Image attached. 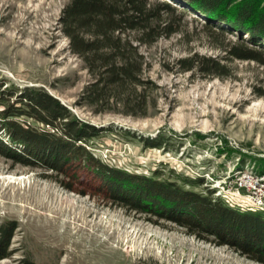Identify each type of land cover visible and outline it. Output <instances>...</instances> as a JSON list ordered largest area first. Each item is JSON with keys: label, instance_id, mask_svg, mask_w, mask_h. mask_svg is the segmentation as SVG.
<instances>
[{"label": "rangeland", "instance_id": "rangeland-1", "mask_svg": "<svg viewBox=\"0 0 264 264\" xmlns=\"http://www.w3.org/2000/svg\"><path fill=\"white\" fill-rule=\"evenodd\" d=\"M69 1L0 0V81L16 90L42 86L80 119L104 127L92 150L111 165L178 183L201 178L189 187L212 188L235 208L264 210L235 183L249 171L263 178L264 191V38L254 44L248 31L187 0H165L171 6L163 10V0H147L160 9L145 36L154 40L140 44L144 74L157 85L148 112H94L79 103L91 78L59 22ZM233 48L252 49L261 60L237 58ZM194 53L219 59L228 73L177 63ZM157 137L164 142L151 146ZM44 175L0 153V219L18 221L0 264H262L111 201L89 172L76 180Z\"/></svg>", "mask_w": 264, "mask_h": 264}, {"label": "trees", "instance_id": "trees-1", "mask_svg": "<svg viewBox=\"0 0 264 264\" xmlns=\"http://www.w3.org/2000/svg\"><path fill=\"white\" fill-rule=\"evenodd\" d=\"M206 15L248 31L251 41L264 38V6L260 0H187ZM171 5L163 0L160 9ZM174 8V7H171ZM160 9L147 0H70L63 8L60 26L69 48L83 61L90 75L79 103L94 112L115 111L145 116L156 83L144 74L140 44L154 40L151 23ZM139 30L138 37L130 31ZM171 32V31H169ZM241 59L261 60L249 48L229 49ZM177 63L186 70L227 74L225 65L211 56L194 53ZM104 127L80 119L42 86L16 90L0 81V153L24 166L40 168L45 177L59 175L76 180L79 172L91 173L92 182L119 205L147 213L182 227L187 233L215 244H225L264 264V210L240 209L206 191L189 187L201 178L183 183L128 171L103 161L92 150L93 139ZM157 137L151 146L160 147ZM70 188L69 182L60 181ZM18 221L0 219V259L9 247ZM140 264V263H135Z\"/></svg>", "mask_w": 264, "mask_h": 264}, {"label": "built area", "instance_id": "built-area-1", "mask_svg": "<svg viewBox=\"0 0 264 264\" xmlns=\"http://www.w3.org/2000/svg\"><path fill=\"white\" fill-rule=\"evenodd\" d=\"M262 177L249 171H243L236 178L237 189L245 188L249 201L254 205H264V191L262 188Z\"/></svg>", "mask_w": 264, "mask_h": 264}]
</instances>
